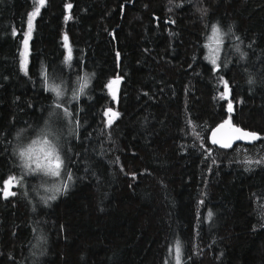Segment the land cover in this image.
Instances as JSON below:
<instances>
[{
  "label": "trees",
  "instance_id": "16d2710c",
  "mask_svg": "<svg viewBox=\"0 0 264 264\" xmlns=\"http://www.w3.org/2000/svg\"><path fill=\"white\" fill-rule=\"evenodd\" d=\"M31 8L0 0V264H176L177 241L180 264H264V0H44L21 72ZM60 103L69 186L50 200L16 150ZM225 119L261 138L212 145Z\"/></svg>",
  "mask_w": 264,
  "mask_h": 264
},
{
  "label": "snow or ice",
  "instance_id": "6c2138e0",
  "mask_svg": "<svg viewBox=\"0 0 264 264\" xmlns=\"http://www.w3.org/2000/svg\"><path fill=\"white\" fill-rule=\"evenodd\" d=\"M40 4L43 5L44 4V0H40ZM67 8H71V5H67ZM39 12V8L36 9L35 12L30 13L29 14V29H31V23H32V19L35 17L36 14H38ZM65 19H69V17H65ZM171 22V21H170ZM211 32H212V37H210V39L213 38H217L221 32V29L219 28L218 25L213 24L211 27ZM30 35V32H29ZM238 39V38H237ZM65 40V48L68 49V54L65 56V63H69L72 60V55H71V49L67 43V36L65 35L64 37ZM28 42V36L25 37V45H27ZM237 51H240L239 46H237ZM218 51V49H217ZM26 56V52H21V57H25ZM241 56H244V53H241ZM211 59V62L213 65H217V57L216 56H210L209 57ZM218 66V65H217ZM21 68L22 70L25 69V60L22 59L21 60ZM80 80V84H79V89L78 92H75L73 94V99H78L79 95L82 94L85 90V88L88 86L89 84V77L88 75H84L82 77L79 78ZM45 83H46V89L50 90L52 92L55 93L56 97H62L64 95L63 91H61V87L58 84H48L47 82V76H45ZM115 83V81L110 82L108 87L111 88V84ZM225 83V88H227V83ZM249 83H252V81L250 80ZM221 98H226L223 94ZM62 105L57 104V107H61ZM112 110L109 109L108 112H111ZM228 111L231 113L232 112V102L231 100H229L228 103ZM65 115L66 116H70L71 113L68 112V109L65 108L64 109ZM106 115L108 113H105ZM118 115L117 113H112V118L114 119L115 116ZM112 123V119L108 120V124L111 125ZM225 124L228 123V121L224 122ZM235 131H241L240 129H236ZM49 133L46 131H42L41 132V138L33 140L31 146H29L27 149H21L19 152V156L22 160H25L24 163V167L28 168L29 167V162H31L32 164L35 165V167H32L30 170L32 172H37V171H43L46 175L52 176V177H59L61 175V169L64 165V162L61 158L60 155V147L58 144L54 143L53 140H50L49 137ZM241 139L247 138L250 140H257L260 139L261 137L258 136L257 133H249V132H243L242 135L239 137ZM215 142V141H214ZM39 145V148L37 150L34 151L35 146ZM228 144H225L224 147H228ZM42 154V155H41ZM35 157V158H33ZM27 158V159H25ZM14 177H9L8 180L4 181V187L2 189L3 191V195L5 198H7L8 196L11 195H15L14 192L10 191V187L12 184V181L14 180ZM72 179V176L69 172L68 175V180L70 181ZM68 183L65 182L63 185V188L66 189L68 187ZM56 192H60L62 191L61 187H56L55 188ZM48 199L50 200H54L56 199L55 195L49 197ZM212 213L209 212V217H211ZM180 249H181V245L180 242L177 241L176 245H175V253H176V264H180ZM171 251V250H170ZM165 264H167V261L165 262Z\"/></svg>",
  "mask_w": 264,
  "mask_h": 264
},
{
  "label": "rangeland",
  "instance_id": "374dc122",
  "mask_svg": "<svg viewBox=\"0 0 264 264\" xmlns=\"http://www.w3.org/2000/svg\"><path fill=\"white\" fill-rule=\"evenodd\" d=\"M31 3H32V8L26 16L24 29L21 33V37L19 39V44H18V48H17L18 68L21 72H25L26 66L28 63V57H29V38H30L29 32L31 33V29H29V14L35 12L37 8L40 9V7L42 6L40 4V0H31ZM33 19H32V22H33ZM31 28H32V23H31ZM26 36H28L27 45H25V43H24ZM223 36H224L223 33L220 32V34L217 38L210 39V37H212V32H211V34L208 36V38L206 40L205 58L211 65H213V64H212L211 59L209 57L214 55L218 58V53H219L220 47H221L220 40H221V38H223ZM63 46L65 48L64 37H63ZM217 49H218V51H217ZM66 50H68V49H66ZM21 52H26V56L22 58ZM22 59L25 60V69L24 70H22V68H21V60ZM213 66H215V65H213ZM111 88H109V90H111ZM60 105H62L59 108V110L63 111L62 115H61V112L59 110H57L54 113V114H57V116L56 117L52 116V118L49 119L43 125V127L40 130H37L38 126L35 128H32L31 131L29 132V136L25 140L20 141V143H19L20 145L17 147V150H16L17 156L20 160V162L18 160V163H19V167L21 168V171L24 172L25 174L31 175V173H33V174H35V176H38L39 179L38 180L35 179V182H34L35 188L36 189L37 188L38 189L44 188L45 191H43V192L46 195H48V197L51 195L52 196L56 195V191H55L56 187L63 188L64 183L65 182L68 183V181L66 179L67 178L66 175L63 173L62 169H61V175L59 177H52V176L46 175L43 171L32 172L30 169L32 167H35V165L32 164L31 162H29V167L25 168L24 167L25 160H22L20 158L19 152L21 149H27L29 146H31L33 140L41 138V132L42 131L48 132L50 134L48 138L50 140H53L54 143L58 144L60 147V150L62 151V145H63V142L65 141V135H66V132H65L66 131V127H65L66 125L64 124V118L62 116H63V113H65L64 109L66 108V105L63 103H60ZM225 121H228L227 125H232L228 119H225L222 122H225ZM38 148H39V145L35 146L34 151L37 150ZM33 158H35V157H33ZM25 159H27V158H25ZM8 178H6L4 181L8 180ZM4 181L2 182L1 190L4 187ZM13 185H14V180L12 181L11 187ZM11 187H10V191H11ZM2 193H3V191H2ZM46 198H45V200H46Z\"/></svg>",
  "mask_w": 264,
  "mask_h": 264
},
{
  "label": "water",
  "instance_id": "95a60500",
  "mask_svg": "<svg viewBox=\"0 0 264 264\" xmlns=\"http://www.w3.org/2000/svg\"><path fill=\"white\" fill-rule=\"evenodd\" d=\"M69 17L70 15L67 13L64 15L63 19L66 22L65 17ZM115 81V83H112V88L113 91H116V86H117V78L112 79V82ZM236 129H240L241 131H235ZM243 132H249V133H257L255 130H248L245 128H242L240 126L236 125H227L224 122H218L215 125H213L209 132H208V140L212 145H215L217 147H224L225 144H228L232 146L233 144L236 143H241V142H256L257 140H250L247 138L241 139L239 138ZM259 136V134H258ZM215 141V142H214Z\"/></svg>",
  "mask_w": 264,
  "mask_h": 264
},
{
  "label": "flooded vegetation",
  "instance_id": "af4514ba",
  "mask_svg": "<svg viewBox=\"0 0 264 264\" xmlns=\"http://www.w3.org/2000/svg\"><path fill=\"white\" fill-rule=\"evenodd\" d=\"M63 21H64V19H63ZM67 21V20H66ZM65 22V21H64ZM112 86V85H111Z\"/></svg>",
  "mask_w": 264,
  "mask_h": 264
}]
</instances>
